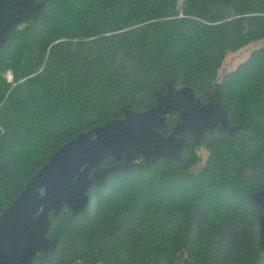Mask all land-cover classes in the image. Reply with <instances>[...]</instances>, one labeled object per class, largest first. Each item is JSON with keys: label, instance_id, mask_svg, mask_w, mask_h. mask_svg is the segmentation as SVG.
<instances>
[{"label": "trees", "instance_id": "16d2710c", "mask_svg": "<svg viewBox=\"0 0 264 264\" xmlns=\"http://www.w3.org/2000/svg\"><path fill=\"white\" fill-rule=\"evenodd\" d=\"M178 1L50 0L0 49V213L61 146L124 105L154 107L169 79L238 128L88 189L83 215L50 217L57 249L32 264H264L249 198L264 190V0ZM258 40L218 75L226 53Z\"/></svg>", "mask_w": 264, "mask_h": 264}, {"label": "water", "instance_id": "95a60500", "mask_svg": "<svg viewBox=\"0 0 264 264\" xmlns=\"http://www.w3.org/2000/svg\"><path fill=\"white\" fill-rule=\"evenodd\" d=\"M50 0H0V49L19 25L36 21ZM154 107L135 112L130 105L121 108L122 118L78 134L61 146L28 180L18 197L0 213V264H32L46 261L58 245L47 237L51 218L63 208L72 217L83 215L88 206L87 190L101 187L108 176L134 169H149L159 159L180 161L190 147L185 140L193 134L200 145L205 133L235 137L238 128L229 125L228 115L219 102L203 104L190 87H177L174 79L165 83L163 93H154ZM180 122L164 136L168 114ZM142 158V161L138 160ZM112 158L116 162L102 166ZM250 200L261 209L258 246L264 250V190L252 193ZM186 262V261H185Z\"/></svg>", "mask_w": 264, "mask_h": 264}, {"label": "rangeland", "instance_id": "374dc122", "mask_svg": "<svg viewBox=\"0 0 264 264\" xmlns=\"http://www.w3.org/2000/svg\"><path fill=\"white\" fill-rule=\"evenodd\" d=\"M182 1L183 0H179L178 3L181 4ZM262 44L263 40H258L247 44L236 52L226 53L224 60L221 63L220 69L218 70V75L221 76L227 72L233 71L241 62H243L249 56L251 51L261 47ZM198 154L201 157V162L199 164L200 166L202 164V161L206 157V153L203 149H199Z\"/></svg>", "mask_w": 264, "mask_h": 264}, {"label": "flooded vegetation", "instance_id": "af4514ba", "mask_svg": "<svg viewBox=\"0 0 264 264\" xmlns=\"http://www.w3.org/2000/svg\"><path fill=\"white\" fill-rule=\"evenodd\" d=\"M171 113H174V112H171ZM170 113V114H171ZM170 114H168V116L170 115ZM176 114V113H175ZM167 116V117H168ZM176 116H177V121H176V123L172 126V127H170V125H169V128L168 129H166V130H163L162 131V134L164 135V136H167L170 132H171V130H172V128L176 125V124H178L179 122H180V120H179V117H178V115L176 114ZM166 123H167V121H166ZM164 132H165V134H164ZM191 139V143H193V139H194V137H193V134L192 133H187L186 135H185V140L187 141V142H189V140ZM190 143V142H189ZM190 143V144H191ZM194 145V144H193ZM191 146V145H190ZM196 147H199V146H196ZM189 148V147H188ZM141 158V157H140ZM141 161H142V158L140 159ZM115 164V163H114Z\"/></svg>", "mask_w": 264, "mask_h": 264}]
</instances>
